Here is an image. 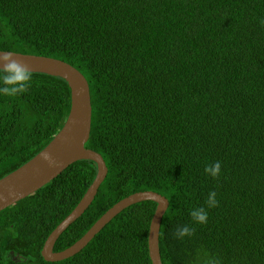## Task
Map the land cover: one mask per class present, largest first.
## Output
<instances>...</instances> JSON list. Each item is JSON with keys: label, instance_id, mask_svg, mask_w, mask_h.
Returning a JSON list of instances; mask_svg holds the SVG:
<instances>
[{"label": "trees", "instance_id": "16d2710c", "mask_svg": "<svg viewBox=\"0 0 264 264\" xmlns=\"http://www.w3.org/2000/svg\"><path fill=\"white\" fill-rule=\"evenodd\" d=\"M264 0H0V50L61 59L86 78L104 180L57 238L78 240L120 199L151 190L168 200L162 264H264ZM70 109L66 80L33 72L16 96L0 94V178L41 151ZM221 162L217 178L205 167ZM96 175L72 162L0 211V264H151L157 203L131 204L76 254L46 261V237ZM217 193L216 207L206 198ZM204 207L206 223L191 211ZM194 235L176 238L178 226Z\"/></svg>", "mask_w": 264, "mask_h": 264}, {"label": "water", "instance_id": "95a60500", "mask_svg": "<svg viewBox=\"0 0 264 264\" xmlns=\"http://www.w3.org/2000/svg\"><path fill=\"white\" fill-rule=\"evenodd\" d=\"M5 52L8 51L0 50V55ZM13 57L25 63L33 72L46 73L66 80L70 90V109L61 130L41 151L11 173L0 178V211L37 190L72 162L89 159L96 164V175L76 206L46 237L41 256L46 261H60L76 254L121 210L142 200H152L157 205L148 229V254L151 264H162L158 247L159 228L162 216L168 207V200L151 190L138 191L120 199L107 209L78 240L63 250H53L59 235L92 202L99 185L106 176L107 167L100 153L85 146L91 128V102L88 82L84 75L71 64L58 58L20 52H13ZM44 153L51 155L54 164L42 158Z\"/></svg>", "mask_w": 264, "mask_h": 264}, {"label": "clouds", "instance_id": "9594fccd", "mask_svg": "<svg viewBox=\"0 0 264 264\" xmlns=\"http://www.w3.org/2000/svg\"><path fill=\"white\" fill-rule=\"evenodd\" d=\"M264 25V19L260 21ZM0 94L5 96H16L24 93L31 86L33 79V71L23 62L13 57V52L8 51L0 55ZM44 160L54 164L52 157L49 153H44ZM221 162L208 164L204 171L206 174L217 178L221 173ZM66 168V167H65ZM217 193L211 191L207 198L206 204L209 208L216 207L219 201L216 199ZM191 216L196 223L203 224L207 222L208 212L204 207H197L191 211ZM195 228L188 225L178 226L174 232L176 238L182 239L185 236L194 235ZM202 264H222L217 257H210L205 259Z\"/></svg>", "mask_w": 264, "mask_h": 264}]
</instances>
